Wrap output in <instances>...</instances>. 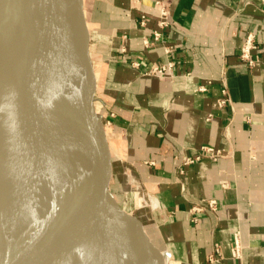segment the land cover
I'll return each instance as SVG.
<instances>
[{
    "label": "crops",
    "instance_id": "obj_1",
    "mask_svg": "<svg viewBox=\"0 0 264 264\" xmlns=\"http://www.w3.org/2000/svg\"><path fill=\"white\" fill-rule=\"evenodd\" d=\"M156 1L84 0L122 195L133 184L153 198L171 264H264V4L163 0L171 28L145 46ZM139 14L147 27H139ZM248 34L252 65L239 58ZM168 63L169 77L149 74ZM223 89L229 102L219 106ZM203 146L220 152L217 160ZM212 199L216 211H192ZM235 237L240 259L231 255Z\"/></svg>",
    "mask_w": 264,
    "mask_h": 264
},
{
    "label": "water",
    "instance_id": "obj_2",
    "mask_svg": "<svg viewBox=\"0 0 264 264\" xmlns=\"http://www.w3.org/2000/svg\"><path fill=\"white\" fill-rule=\"evenodd\" d=\"M1 4L29 49L33 74L16 100L0 89V264H96L97 250L132 232V218L119 197L84 0ZM40 106L49 111L47 121L34 118ZM10 116L16 125H32L39 149L16 167L5 135ZM36 167L39 178L32 175ZM105 205L114 216L111 228ZM144 242L151 245L148 237Z\"/></svg>",
    "mask_w": 264,
    "mask_h": 264
},
{
    "label": "bare ground",
    "instance_id": "obj_3",
    "mask_svg": "<svg viewBox=\"0 0 264 264\" xmlns=\"http://www.w3.org/2000/svg\"><path fill=\"white\" fill-rule=\"evenodd\" d=\"M6 5H0V89L5 92L7 89L9 97L13 100L20 98L22 92L31 82L30 76L33 74L32 61L29 55V49L22 41L15 26L12 23V16L4 11ZM4 76V78H3ZM3 79L4 82H1ZM2 93H0L1 95ZM8 102L6 108H10ZM8 118V117H7ZM34 118L40 122L49 119V111L45 106H40L34 111ZM5 135L9 138V158L12 161L13 167H16L22 160L23 156L39 155L38 143L36 134L32 125L27 121H18L16 123L11 119V116L6 119ZM24 125V126H23ZM17 127L16 137L13 132V127ZM33 178H39L40 168L36 167ZM24 186L23 180L19 179L15 183V189L21 192ZM113 215L107 205H105V218L108 220V227H112ZM132 232H125L118 236L116 240L107 249H103L100 256L101 259L96 264H162L160 255L155 247L145 241V234L131 220ZM141 231V232H140ZM92 233V232H90ZM140 235V239L137 235ZM151 243V242H150ZM142 247V253L141 251ZM140 252V253H139Z\"/></svg>",
    "mask_w": 264,
    "mask_h": 264
},
{
    "label": "built area",
    "instance_id": "obj_4",
    "mask_svg": "<svg viewBox=\"0 0 264 264\" xmlns=\"http://www.w3.org/2000/svg\"><path fill=\"white\" fill-rule=\"evenodd\" d=\"M261 2L264 4V0H261ZM155 6L157 7V18H156V27L151 30L149 36L144 39L143 43L145 46L147 45H156L161 43L163 35L166 30L171 28L172 22L170 19V10L169 6L167 3H165L163 0H157L155 2ZM147 22H148V17L144 14H139V27L140 28H145L147 27ZM256 46L254 44V37L252 34H248L244 40V43L242 47L240 48V55L239 58L247 62L249 65H252L254 62L251 59V53L253 50H255ZM122 52L124 50H121ZM168 51V49H167ZM132 66L135 68L138 67V64L133 62L131 63ZM174 65L172 63L165 64L163 66H156L154 67L149 74L158 77V78H167L172 74ZM204 87H200L198 89L199 92L204 91ZM221 95L222 98L219 100L218 104L219 106L225 105L227 102H229L227 95V91L225 89L221 90ZM110 117H113L111 115ZM209 119V118H208ZM202 154L209 155L214 160H217V158L220 156V152H217L214 150V148L209 147V146H203L201 147ZM200 156H196L195 158H187L185 160L186 164L193 163L194 161L200 160ZM224 188H226V185H223ZM217 208V202L212 199L208 200L205 202H201L200 204L194 206L192 208V211L196 212H202L204 210H209V211H216ZM233 248L231 249V255L235 259H240L241 258V246L239 244V239L238 237L234 238L233 242ZM218 247L215 248L214 253L209 256V261L211 263L217 262V259L215 255H218Z\"/></svg>",
    "mask_w": 264,
    "mask_h": 264
},
{
    "label": "rangeland",
    "instance_id": "obj_5",
    "mask_svg": "<svg viewBox=\"0 0 264 264\" xmlns=\"http://www.w3.org/2000/svg\"><path fill=\"white\" fill-rule=\"evenodd\" d=\"M108 118L105 119V122L108 121ZM110 119V116H109ZM112 123L109 120V125ZM115 170H117L115 168ZM124 183V179L122 180ZM119 185V197L120 201L122 198L125 202L121 205L126 213L131 215L132 220L137 224V226L141 229V231L145 234L146 237L151 241L153 246L158 250L157 253L161 252L163 256V263L168 260V263L171 264L169 253L163 248L164 241L163 235L161 233L160 225L155 221L153 216V198L146 196L145 194H141L140 191L135 189V186L132 184L130 187L124 190V194L122 195V190L120 186V180L118 181ZM161 240V241H160ZM162 242V243H161Z\"/></svg>",
    "mask_w": 264,
    "mask_h": 264
}]
</instances>
